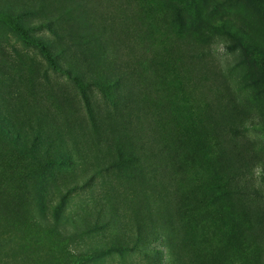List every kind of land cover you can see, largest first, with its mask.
Masks as SVG:
<instances>
[{
  "label": "rangeland",
  "instance_id": "rangeland-1",
  "mask_svg": "<svg viewBox=\"0 0 264 264\" xmlns=\"http://www.w3.org/2000/svg\"><path fill=\"white\" fill-rule=\"evenodd\" d=\"M0 264H264V0H0Z\"/></svg>",
  "mask_w": 264,
  "mask_h": 264
},
{
  "label": "trees",
  "instance_id": "trees-1",
  "mask_svg": "<svg viewBox=\"0 0 264 264\" xmlns=\"http://www.w3.org/2000/svg\"><path fill=\"white\" fill-rule=\"evenodd\" d=\"M227 35L230 36V33H228Z\"/></svg>",
  "mask_w": 264,
  "mask_h": 264
}]
</instances>
